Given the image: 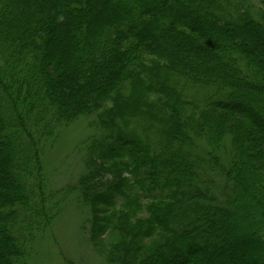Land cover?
I'll use <instances>...</instances> for the list:
<instances>
[{"label": "trees", "instance_id": "16d2710c", "mask_svg": "<svg viewBox=\"0 0 264 264\" xmlns=\"http://www.w3.org/2000/svg\"><path fill=\"white\" fill-rule=\"evenodd\" d=\"M260 1L232 21L228 0H0V264H30L71 203L106 264H264ZM83 115L86 173L48 192L42 135Z\"/></svg>", "mask_w": 264, "mask_h": 264}, {"label": "rangeland", "instance_id": "374dc122", "mask_svg": "<svg viewBox=\"0 0 264 264\" xmlns=\"http://www.w3.org/2000/svg\"><path fill=\"white\" fill-rule=\"evenodd\" d=\"M223 7L225 8L224 15L232 21H237L247 15L259 19L260 12L263 9L260 0H228ZM119 92L123 96L143 95L139 89L122 88ZM152 95H148L147 98L152 97ZM154 99L152 98L151 101H154ZM111 107H114V105L110 101L106 104L105 109ZM183 109L186 110L187 114H193L194 112L189 108ZM98 121L96 115H83L70 123L57 127L48 137L42 135L40 141L42 144V170L47 182L48 192L57 194L55 192L77 182L86 173L83 162L85 143L87 144L92 135L97 133L99 135ZM196 143L199 153V156L197 153L196 156L201 158L202 161L214 159L216 167L225 172L228 171L225 168L232 164L228 144L225 143L220 150H211L200 139ZM210 167L212 166L207 164L204 167L207 174L210 172L208 169ZM125 177L130 178L129 174H126ZM241 195L244 198L245 194L241 193ZM73 196L77 198L78 193ZM70 205L59 218L52 221L44 232L35 234L34 238H37L36 243L33 245L35 255L30 264H106L97 255L90 243V229L93 226L91 223L93 220H89V209H79L73 203ZM251 205L255 206L256 204L252 203ZM245 212L244 219L249 217L245 215L250 213L249 211ZM108 239H100L97 243V247L102 252L106 251V243L111 242V238ZM154 241L156 240H147L143 244L149 246Z\"/></svg>", "mask_w": 264, "mask_h": 264}]
</instances>
